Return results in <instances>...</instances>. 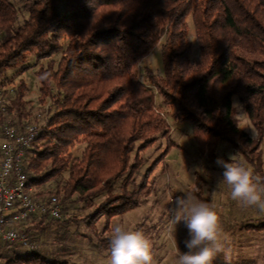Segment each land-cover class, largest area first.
Here are the masks:
<instances>
[{
    "label": "trees",
    "instance_id": "16d2710c",
    "mask_svg": "<svg viewBox=\"0 0 264 264\" xmlns=\"http://www.w3.org/2000/svg\"><path fill=\"white\" fill-rule=\"evenodd\" d=\"M189 16L195 60L187 39ZM158 45L163 75L145 69L139 81L137 65ZM60 51L57 62L48 59L36 72L41 102L47 97L55 108L45 126L24 100L20 81L10 93L0 91V133L6 123L17 131L40 127L25 151L23 172L37 197L54 196L61 207L62 219L33 218L22 224L24 233L38 240L52 228L76 230L65 231L62 239L71 244L48 255L28 248L20 255L13 244L0 245V258L11 255L4 264H74L78 241L98 255L110 254L112 221L146 201L154 186L151 173L164 168V157L176 145L155 108L156 95L175 109L177 122L192 126L197 157L208 168L214 169L217 149L226 143L264 182V0H0V88L5 72L26 54L46 59ZM233 99L254 137L238 127ZM81 140V157L71 159L68 149ZM162 143L164 149L151 159L150 151ZM193 175V195L208 204L204 178ZM248 221L226 230L264 234V222ZM143 234L149 240V228ZM245 241L246 248L254 247V240ZM240 245L225 243L233 251ZM215 262L223 264V256Z\"/></svg>",
    "mask_w": 264,
    "mask_h": 264
},
{
    "label": "rangeland",
    "instance_id": "374dc122",
    "mask_svg": "<svg viewBox=\"0 0 264 264\" xmlns=\"http://www.w3.org/2000/svg\"><path fill=\"white\" fill-rule=\"evenodd\" d=\"M186 20L189 28L187 39L192 46L190 58L191 60H195L198 48L193 34V25L190 16L187 17ZM60 43L64 48L67 44V40L63 38L60 40ZM61 52L62 51L53 53L50 58L46 59H39L34 54H26L20 65L14 69H8L1 80L2 87L0 91H7L9 93L19 85L20 81L24 83V100L33 107L34 113H39V109L43 110L41 118H39L42 120V123L46 118L48 121L55 108L51 100L47 97L44 99V102H41L40 84L36 72L38 67L44 65L48 59L57 62L61 57ZM145 69H150L158 76L163 75L159 45L154 47L151 53L137 65L135 74L139 81H144ZM3 100H5V98H3ZM233 106L236 111L235 117L238 121V127L249 136L254 137L255 130L247 115L241 110L240 104L236 99H233ZM155 108L166 120L171 132V139L176 145L172 147L164 157L162 161L164 168L159 165V167L151 173L149 180L154 179V186L150 196H148L146 201L141 203L139 207L128 211L121 217L115 218L111 223L110 232L112 233L113 228L117 224H122L128 230H136L142 233H144V228H149V241L153 242L151 246L154 249L152 250V264H176L177 247L181 253L187 252L188 249L184 241L188 239L189 236L187 228L184 223L181 222L176 227V241L173 239V234H170L169 231V221L171 219L170 210L175 207V201L178 198H183L188 194L193 195V190L195 188L193 173L197 171L205 180L202 185L203 195L209 199L208 204L214 208L219 216L220 225L223 229L222 239L225 240L227 246L231 243L243 245H240L236 251H233V249L229 247L226 248L230 250L231 259H233L231 264H245L251 260L250 258L252 256L256 259L255 264H264V234L256 236L249 234L248 231H236L232 234L231 230H226L227 228L232 229V225L240 224L242 220H250L248 221L249 224L256 219L264 222V213H261L255 207H242L237 201L231 199L230 189L222 181L224 169L215 163L214 169L211 170L197 157L192 126L187 122H177L172 116L175 109L171 106L164 105L159 95L155 97ZM45 113L47 116H45ZM40 126H42V124H40ZM1 135L2 133H0V136ZM1 140L2 138H0V142ZM164 146V143H162L159 150H151V159L157 157L164 149ZM84 148L85 142L81 140L73 144V146L68 149L67 153L71 159H79ZM261 150L263 153L262 168L264 178V139L261 144ZM230 156H235L234 162H236V159L239 162H243L240 157L231 152L228 144L221 143L217 149V158L219 157L226 162H230ZM248 168L250 169L249 166ZM71 212L74 213V210ZM62 218L63 217L60 216L58 219ZM18 228L24 230L22 224L19 225ZM73 230L75 231L76 227L71 226L68 227L67 230L66 228H58L56 230L52 228L45 233H40L38 235V240L30 236L31 241L36 244V247L32 250H38V252L47 251L48 255L51 250H57L62 244L67 246L71 244L70 239L66 238L64 243L62 239L68 237L65 231H67V233H72ZM244 239L252 240V243L254 240V247L246 248L247 242H244ZM13 245L11 248H20V255H25L28 251L26 248L18 245V243H14ZM73 245L76 251H79V255H75L72 259L74 264H108L110 254L106 255V253H104L98 255L95 248L80 241H78L77 244L73 243ZM221 255L223 256V254H220L213 260V264L217 263L215 260L220 258ZM10 256L9 253H2L0 264H4L6 260L10 259ZM55 257L62 259L58 254H56ZM247 264H250V262Z\"/></svg>",
    "mask_w": 264,
    "mask_h": 264
},
{
    "label": "clouds",
    "instance_id": "9594fccd",
    "mask_svg": "<svg viewBox=\"0 0 264 264\" xmlns=\"http://www.w3.org/2000/svg\"><path fill=\"white\" fill-rule=\"evenodd\" d=\"M234 161L235 156H230V162L219 157L216 160V164L224 169L222 181L230 189L231 199L242 207H255L264 213V182L254 177L244 162ZM170 216L169 231L173 239L176 241V227L181 222L189 236L184 241L187 252L181 253L177 247L176 264H213L220 254H223V264H231L230 250L226 249L222 239L219 216L212 206L188 194L175 201ZM152 260L151 243L142 232L128 230L122 224L113 228L108 264H152Z\"/></svg>",
    "mask_w": 264,
    "mask_h": 264
},
{
    "label": "built area",
    "instance_id": "2783aa9c",
    "mask_svg": "<svg viewBox=\"0 0 264 264\" xmlns=\"http://www.w3.org/2000/svg\"><path fill=\"white\" fill-rule=\"evenodd\" d=\"M39 111L36 114L37 118H41L43 112L42 109ZM46 119L42 127L47 123ZM39 128L37 125H26L17 131L8 123L1 125L0 245L18 243L23 248L33 249L36 244L18 228L19 225L41 216L52 219L61 216V207L57 199L54 196L46 199L37 197L36 191L27 184L23 172L25 151L38 136Z\"/></svg>",
    "mask_w": 264,
    "mask_h": 264
},
{
    "label": "crops",
    "instance_id": "0c3cea01",
    "mask_svg": "<svg viewBox=\"0 0 264 264\" xmlns=\"http://www.w3.org/2000/svg\"><path fill=\"white\" fill-rule=\"evenodd\" d=\"M235 219H237V218H235Z\"/></svg>",
    "mask_w": 264,
    "mask_h": 264
}]
</instances>
